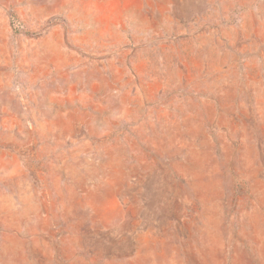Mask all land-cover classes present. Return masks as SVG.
Listing matches in <instances>:
<instances>
[{
  "label": "rangeland",
  "instance_id": "1",
  "mask_svg": "<svg viewBox=\"0 0 264 264\" xmlns=\"http://www.w3.org/2000/svg\"><path fill=\"white\" fill-rule=\"evenodd\" d=\"M0 264H264V0H0Z\"/></svg>",
  "mask_w": 264,
  "mask_h": 264
}]
</instances>
